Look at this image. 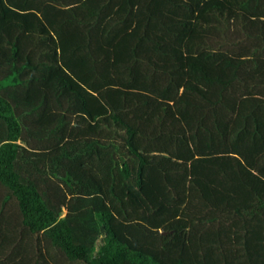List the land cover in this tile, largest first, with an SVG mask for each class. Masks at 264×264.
Listing matches in <instances>:
<instances>
[{
    "label": "trees",
    "instance_id": "1",
    "mask_svg": "<svg viewBox=\"0 0 264 264\" xmlns=\"http://www.w3.org/2000/svg\"><path fill=\"white\" fill-rule=\"evenodd\" d=\"M0 264H264V0H0Z\"/></svg>",
    "mask_w": 264,
    "mask_h": 264
},
{
    "label": "rangeland",
    "instance_id": "2",
    "mask_svg": "<svg viewBox=\"0 0 264 264\" xmlns=\"http://www.w3.org/2000/svg\"><path fill=\"white\" fill-rule=\"evenodd\" d=\"M63 215V214H62Z\"/></svg>",
    "mask_w": 264,
    "mask_h": 264
}]
</instances>
